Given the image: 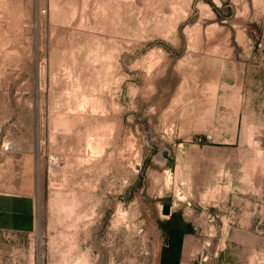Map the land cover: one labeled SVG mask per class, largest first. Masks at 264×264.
Masks as SVG:
<instances>
[{
  "label": "rangeland",
  "instance_id": "rangeland-1",
  "mask_svg": "<svg viewBox=\"0 0 264 264\" xmlns=\"http://www.w3.org/2000/svg\"><path fill=\"white\" fill-rule=\"evenodd\" d=\"M260 40L264 0H0V264H264V68L206 69Z\"/></svg>",
  "mask_w": 264,
  "mask_h": 264
},
{
  "label": "crops",
  "instance_id": "crops-1",
  "mask_svg": "<svg viewBox=\"0 0 264 264\" xmlns=\"http://www.w3.org/2000/svg\"><path fill=\"white\" fill-rule=\"evenodd\" d=\"M253 47V46H252ZM251 49V47H250ZM247 56L245 58H242L243 56H227L225 59L222 60V65H215L213 62L210 64V61H207L206 63V69L212 70L214 73L215 70L222 69L221 73L227 72L230 75H236L237 76V82L239 81V76L241 75V71L243 74L246 75V71H248V79L251 78L250 75H254V70L256 69H262L264 68V51L261 53L259 58L257 57L256 53L250 52L246 53ZM245 75L243 76L245 79ZM245 81V80H244ZM3 199V198H2ZM6 201V200H3ZM12 201L13 204L11 207L7 208V211L0 212V225L5 224L6 219H10L13 221H22L29 220L30 216V209H29V203L28 200L23 198H10L7 200V202ZM28 203V204H27ZM19 204V205H18ZM229 231V235L231 237L229 238V245L227 248H221V254L224 258V260H228L227 264H244V261L240 258L235 259L234 257L230 259V253L235 249V247L241 248V247H251L256 246V237L253 236L250 232L246 231L245 229L241 227H232ZM189 253V250H186L185 248L182 250V256L185 253Z\"/></svg>",
  "mask_w": 264,
  "mask_h": 264
},
{
  "label": "built area",
  "instance_id": "built-area-1",
  "mask_svg": "<svg viewBox=\"0 0 264 264\" xmlns=\"http://www.w3.org/2000/svg\"><path fill=\"white\" fill-rule=\"evenodd\" d=\"M255 45H256L255 47H256L257 52L259 54H261L264 51V44H263V42L260 40Z\"/></svg>",
  "mask_w": 264,
  "mask_h": 264
}]
</instances>
